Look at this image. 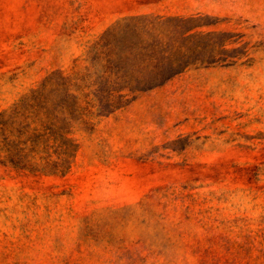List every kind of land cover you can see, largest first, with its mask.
Wrapping results in <instances>:
<instances>
[{
	"label": "rangeland",
	"instance_id": "374dc122",
	"mask_svg": "<svg viewBox=\"0 0 264 264\" xmlns=\"http://www.w3.org/2000/svg\"><path fill=\"white\" fill-rule=\"evenodd\" d=\"M0 264H264V0H0Z\"/></svg>",
	"mask_w": 264,
	"mask_h": 264
}]
</instances>
